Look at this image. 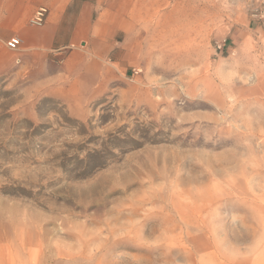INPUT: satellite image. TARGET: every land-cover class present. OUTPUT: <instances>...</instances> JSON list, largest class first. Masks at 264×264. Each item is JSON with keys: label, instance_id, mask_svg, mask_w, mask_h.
<instances>
[{"label": "rangeland", "instance_id": "rangeland-1", "mask_svg": "<svg viewBox=\"0 0 264 264\" xmlns=\"http://www.w3.org/2000/svg\"><path fill=\"white\" fill-rule=\"evenodd\" d=\"M151 1L84 113L0 80V264H264V0Z\"/></svg>", "mask_w": 264, "mask_h": 264}, {"label": "crops", "instance_id": "crops-1", "mask_svg": "<svg viewBox=\"0 0 264 264\" xmlns=\"http://www.w3.org/2000/svg\"><path fill=\"white\" fill-rule=\"evenodd\" d=\"M151 2L0 0V80L25 81L72 114L84 113L122 81L127 53L138 51L133 43L142 33L140 20L153 16ZM39 9L47 15L35 26L30 21ZM261 25L251 19L245 31ZM13 39L20 41L14 50L6 46Z\"/></svg>", "mask_w": 264, "mask_h": 264}, {"label": "built area", "instance_id": "built-area-1", "mask_svg": "<svg viewBox=\"0 0 264 264\" xmlns=\"http://www.w3.org/2000/svg\"><path fill=\"white\" fill-rule=\"evenodd\" d=\"M263 7H264V1L262 3ZM46 15H47V11L45 9H39L37 10L34 15H33V18L32 20L30 21V23L32 25H35V26H41L44 21H45V18H46ZM264 15V13H259V17L262 18ZM20 41L18 39H13L11 41H9L8 43H6V46L9 48V49H16L17 46L19 45Z\"/></svg>", "mask_w": 264, "mask_h": 264}]
</instances>
